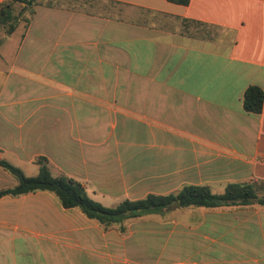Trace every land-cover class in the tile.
Here are the masks:
<instances>
[{"label":"crops","instance_id":"obj_1","mask_svg":"<svg viewBox=\"0 0 264 264\" xmlns=\"http://www.w3.org/2000/svg\"><path fill=\"white\" fill-rule=\"evenodd\" d=\"M85 2L39 0L19 41L6 36L1 159L35 176L46 157L107 207L264 180V107L243 103L264 89V0ZM16 184L0 166V190ZM0 264H264V206L165 208L105 227L51 191L4 195Z\"/></svg>","mask_w":264,"mask_h":264},{"label":"trees","instance_id":"obj_2","mask_svg":"<svg viewBox=\"0 0 264 264\" xmlns=\"http://www.w3.org/2000/svg\"><path fill=\"white\" fill-rule=\"evenodd\" d=\"M39 0H3L0 3V27L8 34L15 31L20 20L15 11L17 2L29 8L28 16H23L29 23L34 14L33 6ZM188 4L190 0H170ZM244 109L247 112L260 114L264 107V89L259 85H251L244 94ZM39 173L28 176L13 163L0 158V166L9 171L17 180L13 187L0 190L4 195L18 196L39 190L55 193L65 208H79L88 217L101 222L105 227L120 224L127 219L136 218L149 213H158L165 208L196 206L213 209L225 206H264V180L252 179L246 182H231L224 192L214 193L208 185H185L178 192L169 194L150 193L144 198L125 199L115 207H107L94 200L86 188L78 181L67 176H54L50 170L48 159L39 157Z\"/></svg>","mask_w":264,"mask_h":264},{"label":"rangeland","instance_id":"obj_3","mask_svg":"<svg viewBox=\"0 0 264 264\" xmlns=\"http://www.w3.org/2000/svg\"><path fill=\"white\" fill-rule=\"evenodd\" d=\"M2 1L3 0H0V3ZM42 1L54 2L57 4H62V5H67V6H76V5L79 6L82 3H84L86 0H42ZM88 2H85V3H88ZM15 11L17 14H19L20 18L22 17L23 20L22 21L19 20L15 31L11 34H8L3 27H0V50H2V51H3V49H10V50L14 49V44H13L14 42H11V41L9 42L8 39H6V36H8V35L13 36L14 41L17 43L19 41L22 33H23V29H24L23 23L25 22L23 16H28L29 8H27V7L25 8L24 4L17 2L15 4ZM186 25H188V24H186ZM193 25H195V28H197V26H198L196 24H193ZM24 26H25V23H24ZM0 54H1V52H0Z\"/></svg>","mask_w":264,"mask_h":264}]
</instances>
